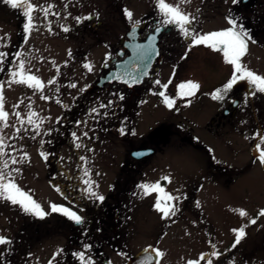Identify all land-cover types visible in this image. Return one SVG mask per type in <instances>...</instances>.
<instances>
[{
  "label": "rangeland",
  "instance_id": "1",
  "mask_svg": "<svg viewBox=\"0 0 264 264\" xmlns=\"http://www.w3.org/2000/svg\"><path fill=\"white\" fill-rule=\"evenodd\" d=\"M255 1L257 4L250 0L247 4L241 2L233 5L232 0L190 2L165 0L166 3L179 6L182 12L195 17L194 23L187 26L190 31L195 29L194 35L224 30L230 26L226 17H241L242 20L239 22L245 25L257 41L249 42L248 53L242 58L241 63L255 74L264 76V0ZM28 2L35 6L36 10L32 12L34 27L29 31L27 38L25 36L20 38L18 35L20 31L18 14L23 17L22 22L27 23V17L22 15V10L13 9L5 4L0 14V52L7 53L6 57L0 58L2 69L0 84L3 85V110L8 113V127H4L0 121V141L4 152L3 157H0V168L3 166V160H8L9 167L5 172H11L14 182L21 191L30 195L47 215L52 213L51 205L56 203L63 205L73 203L77 204L79 209L84 208L85 199L92 197L88 191L89 184L91 191L96 193L100 184L112 181L114 176L116 178L124 176L120 174L124 157H127L131 150L141 146L146 141L145 137L154 135L156 131V134L162 132L161 134L165 135V132H170L171 139L170 142H166L157 134L162 149L158 155L148 160L150 166L144 169L145 176L149 169H152L148 174L149 184L164 180L165 177L171 182H177L178 179L193 175V163L179 155L180 151L178 153V150H185L179 149L182 147L181 129L185 128L182 122L186 124L190 119V122L195 124L194 129H203V135L207 137L209 144L220 146L221 141L218 138L214 139V136L205 129V125L209 118L220 112V109L229 106L225 99L227 94L236 95V91L233 90L227 94L222 91L234 68L225 63L222 52H217L206 45H194L191 36L189 41H183V48L177 47L175 50L177 59L183 54V60L180 59L181 79L174 82L172 87L173 96L177 98L175 109L169 108L161 96L154 95L156 90L153 94L149 93L154 88L149 81L142 87L140 97L118 85L117 90L105 91L96 96L88 94L84 98L87 88L94 86L98 77L107 70L103 68L106 59L111 55L115 57V50L120 45L119 40L125 37L130 26L140 20H151L159 15L157 0H28ZM39 6H51L49 14L45 16L42 7ZM126 10L132 13L131 19L126 16ZM86 16L95 18L82 19L79 23L75 19ZM92 25H98L99 29L93 28ZM64 27L69 31H63ZM179 34L182 35L181 32ZM179 34L172 32L168 36L170 38ZM69 50L71 56L68 55ZM21 60L25 63V73L35 75L41 81L42 90L29 88L24 84L9 85V81L12 80L11 72L18 71ZM85 63L91 66V71L83 67ZM172 65L174 62L167 60L161 66L160 72L163 76L167 77L172 73ZM50 80H55V83L49 84ZM189 81L200 85L195 101L188 100L186 95L178 97V94L181 96L178 82L182 84ZM72 84L76 87H71ZM250 88L248 93L240 95L243 109H239L237 117L232 120V126L230 125L228 129L231 131L228 134L229 138L234 140L233 149L236 152L233 151L234 156L231 158L233 161L250 159L243 138L234 131L245 123L247 116L252 119L247 121L249 125L253 123L256 129L251 132L252 134H260L264 130V93L255 92L252 84ZM161 90L167 91L164 88ZM217 90H221L223 100L212 99ZM253 92L255 95L249 96L245 103L246 94ZM42 95L47 98L42 99ZM120 96L124 99H119ZM83 101H86L85 105ZM17 104L18 108L15 107ZM119 104L120 107L117 108ZM17 112L20 114L19 117L15 115ZM33 112L36 114L32 117L33 123L28 124L29 114ZM66 118H69V122L65 130L61 128L63 135L60 137L55 130ZM21 121L24 123L21 124ZM73 133L76 134L75 137ZM84 133H87V136ZM219 138L224 140L223 136ZM51 139L55 141L51 143ZM77 144L80 147H76ZM254 144L260 145L264 150V134L262 138L256 139ZM76 149L80 152H75ZM46 150H49V153H45ZM44 156H47V159H44ZM13 157L18 161L16 164L11 163ZM79 160L86 165L88 163L87 176L90 180L85 181L87 185H82L85 187L84 190L80 187L73 190L76 195H73L69 202V194L65 195L70 185L67 177L76 175L79 169L75 167L72 173L68 170L74 161ZM50 164H54V167L51 168ZM15 169H19V172L14 171ZM256 174L264 178L259 168L249 170V176ZM133 176L142 178L137 172H134ZM258 191L264 192V185H250L249 192L254 194L250 196L248 192L246 199L249 214L253 207L261 209L258 207ZM83 193L87 196L85 197ZM143 194L142 189L138 190L132 201L133 209H146L137 222L131 248L132 257L147 245L158 247L163 245L166 259L162 264L181 263L179 258H184L182 247L172 248L151 233L157 226L162 225V216L155 209V203H148V200L146 202ZM82 198L84 203L80 201ZM227 198L229 199V197L219 199ZM233 207V229L245 227L246 221H240L237 217L238 211H235L241 210L239 203H233ZM32 217L40 219L24 213L19 205L0 199V236L12 241L10 244L0 245V264H50V262L58 264L57 259L65 245L62 233L45 236V233L41 232L38 240L35 234L37 226L29 224L24 237L19 234V228L23 223L30 222ZM46 218L48 217L43 219ZM199 218L201 227H209L208 214ZM262 218L264 220V216L259 217L260 220ZM233 229L218 232L217 241L224 242L220 239L229 236L234 239L236 233ZM19 236L25 243L24 249L20 250L23 252L22 256L18 247ZM191 236L192 232L187 234L186 238ZM255 240L257 237H249L247 244ZM179 243L181 245V242ZM237 246L233 249L234 261L242 252L241 245ZM200 248V251L204 250L206 244L203 242ZM118 258L117 261L114 259L113 264L126 263L123 256Z\"/></svg>",
  "mask_w": 264,
  "mask_h": 264
},
{
  "label": "flooded vegetation",
  "instance_id": "2",
  "mask_svg": "<svg viewBox=\"0 0 264 264\" xmlns=\"http://www.w3.org/2000/svg\"><path fill=\"white\" fill-rule=\"evenodd\" d=\"M249 2L250 0H247L246 4ZM253 4H257L255 0ZM4 5L2 0H0V14ZM18 15L17 18L20 21V31L18 35L20 38L22 36L27 38L29 32L26 33L24 30V25L26 23H23V19L21 20L23 17L20 14ZM163 19L164 17L159 11V15L151 20H140L138 21L139 23L136 22L130 26L131 28L133 25H138V29L133 35V41L144 43L150 37L151 39L155 37L159 47L157 60L143 83L133 88H127L124 84H121V82L106 85L104 87L95 86L107 71L116 66V63L130 56L128 46H130L133 41H128L126 38L128 30L125 37L119 40L120 45L115 50V57L111 55L110 58L106 59L107 61L103 65V68L106 65L109 67L103 75L98 77L94 86L91 85L87 88V93L84 94V98H86L88 94L96 96L100 93L103 94L105 91L110 92L112 90H117L118 85L123 89L126 88L130 90L136 97H140L142 95V87L149 81L150 84L154 86V88L150 90V94H153L154 90H156V93L162 91V84L168 85L165 95L174 101L171 109H175L177 106V98L173 96L172 87L174 82L181 79L182 69L180 68V59L183 60V54L179 55L177 59L175 50L177 47L183 48V41H189V37L180 35L178 26L164 25L162 23ZM92 26L95 29H99V27H97L98 25ZM157 28L161 29L160 33L156 31ZM172 32L179 34V36H171L169 38L168 35L172 34ZM156 33L157 36L155 35ZM23 41L24 40H22V42ZM160 59L162 60L161 62H159ZM167 60H170L171 63L174 62V65L171 67L172 73L166 77L162 75L160 68ZM157 80L160 81V84L155 83ZM169 80H171V83H169ZM178 83L179 85L181 84L180 82ZM90 89H92V91H90ZM250 89V84L245 82H238L234 85L232 90L236 91V95L233 96L232 93H230L225 97L229 108L225 107L224 109H220V112L209 118L206 123L205 129L214 136V139L218 138V140L221 141L219 147L214 144H209L207 137L203 135V129H194L195 124L190 122V119L186 124L182 122L185 128L181 129L183 131L180 136L182 147L180 146L179 149L185 150H178V153L180 151L179 155L193 163V175L178 179L179 181L177 182L164 179L158 180L154 184L148 183L150 180L148 174L152 169H149L146 176L144 169L146 167L149 168L150 162H148V160L158 155L162 149L160 141L157 139V134H159V137L164 138L166 142H170L171 139L170 132H165V135L164 133L161 134L162 132L156 134V131L154 135L145 137L144 139L146 141L141 146L131 150L129 155L124 157L125 161L120 168V174H124V176H119L117 178L114 176L112 181L100 184L96 194L105 197L103 202L98 201L92 196L85 199L84 208L81 209L78 208L77 204L73 203H64V205L63 203L55 204L58 207L66 208L81 216L83 220L82 224L77 225L62 212H52L50 215L45 216L48 217L46 219H36L32 217L30 222L23 223V225L21 224L22 226L19 228V234L24 237L25 230L28 228L29 224H35L37 226L35 228V234L38 240L41 232L45 233V236L62 233L64 235L65 245L61 250L62 254H60L57 259L58 264H80L78 257L74 255V253L79 252H84L85 257L90 258L93 264H113L114 259L117 261L119 256L126 258L125 264H128L137 255L132 257L131 248L134 235H136L137 222L140 221L143 214L142 212L146 210L145 208L133 209V198L137 195L138 190L141 191L142 189V191H144V189L140 187L141 185L152 186L158 184L163 191L150 190L147 195L144 193L143 196L145 197V201L147 202L148 200V203H156L157 199L165 195H170L174 199L170 202L162 199V206L167 203L179 209V211L176 212L175 216L170 215L168 218H164L161 213L162 225L157 226L154 231L151 230L152 232H149L158 237L161 242L168 243L172 248L182 247L184 258H179L181 261L179 264H188L190 260L195 261L196 264H208L209 261H211V264H264V220L263 218L260 220V216L258 215L259 212L264 209V192H257L258 207H261L260 210L257 207H253L250 209L249 214L246 203L250 185H264V178L257 174L249 176V170L254 167L259 168L264 174V165L259 163V156L264 150L261 149L260 145L254 144L256 139L263 137L264 130H262L260 134H252L251 132L256 129H254L253 123L249 125L247 122L252 121L249 116H247L245 123L243 122L239 128L234 130L239 134L238 136L243 138L247 153L250 156L249 160L241 161H233L231 159L232 156H234V140L229 138L230 135L228 134L231 132L228 129L230 125L232 126V120L237 117L239 109H243L241 108L243 100L240 95L248 93ZM184 91L186 92L188 90L185 89ZM198 91L199 90H196L194 95H186L187 99L195 101ZM178 97H182V95L180 96L178 94ZM162 99L164 100L163 97ZM114 101H117V97L114 98ZM85 104L86 101H83V105ZM235 104L236 107H234ZM119 107L120 104L117 108ZM68 122L69 118L64 119L60 127L55 130L60 137L63 135L61 128L65 130ZM222 136L224 140L219 138ZM54 141L55 139L50 140L51 143ZM187 148H189V150ZM135 151H139L140 153L138 152L135 156L133 154ZM145 151L148 153H145ZM150 151H152V153H149ZM47 152L49 153V150L45 151V153ZM75 152H80V150L76 149ZM87 165L82 160L77 162L74 161L71 164V168L68 170L69 173H72L75 167L79 169L76 175L67 177L70 185L65 195L69 194L71 197L68 198L69 202H71L73 195H76L73 190L78 187L84 190L85 187H82V185H87L88 183L85 181L90 180V177L87 176L89 174L87 170L89 167ZM50 167L53 168L54 164H50ZM134 172L141 174L142 178L138 179L133 176ZM203 172H205V174ZM108 185L111 186V188H109ZM253 194L254 193L249 192L250 196ZM86 196L87 194H85V197ZM220 197H229L230 200L228 198L227 200L219 199ZM80 201L84 203L83 198L80 199ZM76 202H78V200ZM233 203H239L241 210L247 213L246 216H240L239 212L237 215L240 221H246L245 227L242 226L245 229L246 235L240 243V250L242 252L239 257L235 258V261L232 256L234 252L233 249H235L232 247L235 238L233 239L232 236L228 238L222 237L220 240L224 242H218L216 239L218 232L222 233L223 231H231V229H233ZM208 205L210 206L209 210ZM206 214L209 215V227H201L199 217ZM252 219L257 220L255 225L250 223ZM42 222L46 223L40 224ZM195 223H197L198 226L195 225ZM200 230L202 231L201 234ZM190 232H192V236L186 238V235ZM21 236H19V251L24 249L25 244ZM249 237H257V240L247 244ZM179 242H181V245ZM203 242L206 244V248L200 251V246ZM85 244L90 247L85 249ZM213 245H215V247H213ZM162 246L147 245L144 247H155L164 253L163 257H160L158 260L159 264H162L166 259V251L162 249ZM22 253L23 252L20 251L21 256ZM201 256H204V259H200ZM155 264H157V262ZM169 264L174 263L169 262Z\"/></svg>",
  "mask_w": 264,
  "mask_h": 264
},
{
  "label": "snow or ice",
  "instance_id": "3",
  "mask_svg": "<svg viewBox=\"0 0 264 264\" xmlns=\"http://www.w3.org/2000/svg\"><path fill=\"white\" fill-rule=\"evenodd\" d=\"M2 2L6 5H10L13 9H20L22 10V15L27 17V23L24 25L25 32H29L33 27V16L32 12L36 10V7L33 6L31 3L28 2V0H2ZM190 2V0H188ZM242 0H232L233 5H237L241 3ZM42 7V10L44 12V15L47 16L49 14L51 6L48 7ZM157 7L159 11L162 13L164 19L162 23L164 25H174L178 26L181 34L185 37H192L194 45H206L210 47L211 49L222 52L225 63L232 65L234 68L233 74L231 75V78L229 81L223 86V93L227 94L230 90L233 89L234 85H236L239 81H247L248 83L255 86V92L264 93V76H260L255 74L253 71L249 70L246 66H244L241 61L242 58L248 53L249 48V42L251 43H257V41L254 39V37L250 34L249 30L245 27V25L239 21L242 20L241 17H226L228 24L230 25L228 28L221 30V31H215L204 35H194L195 29L189 30V25H192L195 21L194 16H190V14H186L182 12L179 8V6H173L165 2V0H157ZM199 11V9H197ZM126 16L131 19L132 13L130 11H125ZM91 16L86 17H76L75 19L77 22H81V20H88L91 19ZM139 23V22H137ZM161 29L157 28L156 31L159 32ZM63 31L67 32L69 29L67 27L63 28ZM190 50V49H189ZM69 56L72 55L71 50H69L68 53ZM144 55H147V52L144 53ZM7 53L0 52V58L6 57ZM19 56V54H17ZM84 68L91 71V66L87 63L83 65ZM2 70V69H0ZM57 72H59V69H57ZM147 73H143V75H146ZM12 80L9 81V85L12 83L16 84H24L29 88H33L36 90H42L43 84L41 81L35 76L31 74L25 73V63L23 60H21L18 64V71H12L11 72ZM17 77H19L17 79ZM55 83V80H50L49 84ZM125 83H129L128 81H125ZM132 84L138 83V80L136 78H132L131 80ZM156 84H160V81H155ZM169 83H171V80H169ZM71 87H76L75 84L70 85ZM162 88L167 89L168 85L164 84L161 85ZM2 88L3 85L0 84V121L3 122L4 127H8V113L5 112L4 105H3V94H2ZM179 88L181 90V95H194L195 91L200 88V85L198 83L194 82H187L182 83L179 85ZM187 89L188 91H184ZM255 92L246 94L245 97V103L248 101V97L251 95H255ZM156 95H159L164 98L163 102L171 108L174 104V101L172 99H169L168 96L165 95L164 91H160L158 93H154ZM42 99H46L47 97L41 96ZM119 99L123 100L124 97L120 96ZM213 100H223L224 95L221 94V90H217L215 94L212 95ZM23 103V101H21ZM111 103V101L109 102ZM104 107V105H101ZM15 107H19V104L15 105ZM95 111V109L93 110ZM17 117H19V113H15ZM36 114L30 113L29 118L27 120L28 124L33 123L32 117H34ZM24 122L21 121V124ZM19 132V129H17ZM75 137V133L72 134ZM85 136H87V133H84ZM76 147H80L79 144L76 145ZM3 145L2 141H0V157H3L4 152L2 150ZM43 156L44 154L41 153ZM24 157L21 158L23 160ZM44 159H47V156H44ZM18 161L16 158H12L11 163L16 164ZM259 163L261 165H264V152H262L259 156ZM3 166L0 168V199H3L5 201L11 202L13 205H19V207L22 209L24 213L31 214L33 216L39 217L43 219L47 213L41 209V206L36 203L30 195L27 193L21 191V189L17 186V184L14 182V177H12L11 172H5V169H8L9 167V161L3 160L2 162ZM14 171L19 172V169H15ZM87 174V173H86ZM165 179H168L165 177ZM87 183V182H86ZM141 188L144 189L145 195L149 193V191H160L162 192L163 189L159 187V185H141ZM88 191L92 196H94L98 201L103 202L105 200V197L103 195H97L95 192L91 191V185L89 184ZM166 200L168 202L172 201L174 198L170 195H165L164 197H161L157 199L154 207L155 209L162 213L164 218H168L170 215L175 216L176 212L179 211V209L172 207L170 204H165L162 206L161 200ZM178 199V198H175ZM51 211L52 212H62L65 216H67L70 220L74 221L77 225H80L83 223L82 217L77 215L75 212L69 211L66 208L58 207L55 204L51 205ZM239 212L240 216H246L247 213L243 210H235ZM259 216H264V210H261L258 214ZM251 224L255 225L257 223L256 219H252L250 221ZM233 231L236 233L234 243L232 245L233 248H235L237 245H239L242 241V239L245 237V229L239 228V229H233ZM12 241L6 239L3 236H0V245L10 244ZM90 246L85 244L84 248L88 249ZM215 247V245H213ZM155 252L156 257L160 258L163 257L164 253L159 251L158 249H153ZM75 256L78 257L80 264H93L92 260L90 258H86L84 252L74 253ZM200 259H204V256H201ZM51 264V262H50ZM157 264H159V261H157ZM188 264H196L195 261H188ZM208 264H211V261L208 262Z\"/></svg>",
  "mask_w": 264,
  "mask_h": 264
},
{
  "label": "water",
  "instance_id": "4",
  "mask_svg": "<svg viewBox=\"0 0 264 264\" xmlns=\"http://www.w3.org/2000/svg\"><path fill=\"white\" fill-rule=\"evenodd\" d=\"M247 0H243L246 2ZM93 17L89 20H92ZM137 26H133L127 34V40L133 41L134 34L136 33ZM157 36V35H156ZM129 47L130 56H128L122 62L117 63L116 68L107 73L105 77H102L99 82L96 84L97 87H104L108 83L121 82L128 88H132L142 84L147 78L148 74L151 71L152 65L159 54V47L157 40L154 37L153 39L149 38L144 43H138V41H133ZM147 52L145 56L144 53ZM162 60L160 59L159 62ZM107 66H105L106 68ZM143 73H147L143 75ZM132 78H136L138 83L132 84ZM128 81L129 83H125ZM92 91V89H90ZM140 153V152H139ZM148 153V152H145ZM149 153H152L150 151ZM137 155L136 151L133 153ZM140 156V155H139ZM140 158V157H139ZM264 243V239H263ZM154 247L145 248L128 264H154L158 261L156 257Z\"/></svg>",
  "mask_w": 264,
  "mask_h": 264
}]
</instances>
